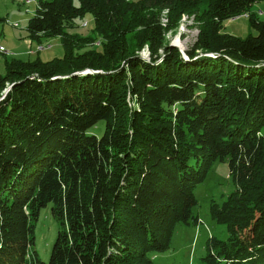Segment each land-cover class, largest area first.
I'll list each match as a JSON object with an SVG mask.
<instances>
[{
	"label": "trees",
	"instance_id": "1",
	"mask_svg": "<svg viewBox=\"0 0 264 264\" xmlns=\"http://www.w3.org/2000/svg\"><path fill=\"white\" fill-rule=\"evenodd\" d=\"M78 1L40 0L28 23L32 41L61 38L63 57L0 73V264H155L177 224L199 222L195 188L217 161L236 187L211 204L229 236L210 239L206 264H264V21L250 17L246 38L222 30L264 0H209L188 58L166 35L198 0ZM87 13L94 32L72 30ZM80 36L102 50L80 52ZM49 203L61 227L43 261Z\"/></svg>",
	"mask_w": 264,
	"mask_h": 264
},
{
	"label": "rangeland",
	"instance_id": "2",
	"mask_svg": "<svg viewBox=\"0 0 264 264\" xmlns=\"http://www.w3.org/2000/svg\"><path fill=\"white\" fill-rule=\"evenodd\" d=\"M39 1L0 0V48L6 49L5 51L0 50V73H4L6 70V59L10 62L13 59L34 60L38 58L49 61L64 56L65 51L61 38H43L40 44L30 38L28 23L35 15ZM75 4L78 5L79 1L75 0ZM208 9L209 0L184 2L176 8V12L181 13L178 27L168 32L166 39L171 45L181 50L184 58H188L186 51L194 45L198 36L199 24L204 22ZM155 11L162 18L163 24H167L168 19H171V15L175 16L169 9H155ZM145 12H152V10H138L135 16ZM250 17L264 21V1L238 17L227 19L223 23V32L242 38L257 35L258 31L252 26ZM75 24L72 30L82 33L94 32V16L91 13L77 18ZM96 38L100 39L101 37L96 35L94 40ZM94 40L90 42L82 36L81 41L77 44L78 50L80 52L87 51L90 48H92L91 50L97 48L102 50L99 41ZM139 55L145 59L149 58L147 47ZM104 125L105 121H100L96 127L90 130V133L101 135ZM235 187L234 180L230 175L228 161L215 162L205 181L195 188L198 204L193 210L194 214L200 218L199 222L196 224H177L170 247L163 252L153 254L154 263L206 264L205 258L208 255L210 239L216 237L226 240L229 236L226 224L213 219L211 204L215 201L222 204L228 195L235 190ZM60 227L59 220L52 214V203H49L40 212L35 232L36 242L34 247L43 261H49L51 257L52 248Z\"/></svg>",
	"mask_w": 264,
	"mask_h": 264
},
{
	"label": "crops",
	"instance_id": "3",
	"mask_svg": "<svg viewBox=\"0 0 264 264\" xmlns=\"http://www.w3.org/2000/svg\"><path fill=\"white\" fill-rule=\"evenodd\" d=\"M260 3H262V2L255 3L254 5H252V7L255 6V5H258V4H260ZM252 7H251V9H252Z\"/></svg>",
	"mask_w": 264,
	"mask_h": 264
},
{
	"label": "built area",
	"instance_id": "4",
	"mask_svg": "<svg viewBox=\"0 0 264 264\" xmlns=\"http://www.w3.org/2000/svg\"><path fill=\"white\" fill-rule=\"evenodd\" d=\"M0 50H6V49H4V48H0Z\"/></svg>",
	"mask_w": 264,
	"mask_h": 264
},
{
	"label": "bare ground",
	"instance_id": "5",
	"mask_svg": "<svg viewBox=\"0 0 264 264\" xmlns=\"http://www.w3.org/2000/svg\"><path fill=\"white\" fill-rule=\"evenodd\" d=\"M1 51H5V50H1Z\"/></svg>",
	"mask_w": 264,
	"mask_h": 264
}]
</instances>
